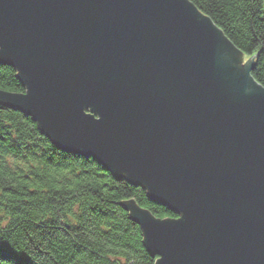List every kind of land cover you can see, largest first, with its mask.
<instances>
[{
	"label": "water",
	"instance_id": "1",
	"mask_svg": "<svg viewBox=\"0 0 264 264\" xmlns=\"http://www.w3.org/2000/svg\"><path fill=\"white\" fill-rule=\"evenodd\" d=\"M239 55L189 0H0L26 89L0 104L179 215L125 205L156 264H264V87Z\"/></svg>",
	"mask_w": 264,
	"mask_h": 264
},
{
	"label": "trees",
	"instance_id": "2",
	"mask_svg": "<svg viewBox=\"0 0 264 264\" xmlns=\"http://www.w3.org/2000/svg\"><path fill=\"white\" fill-rule=\"evenodd\" d=\"M239 50L255 57L264 87V0H189ZM17 71L0 64V91L25 93ZM160 220L169 205L96 159L58 146L25 113L0 104V264H156L125 205Z\"/></svg>",
	"mask_w": 264,
	"mask_h": 264
},
{
	"label": "rangeland",
	"instance_id": "3",
	"mask_svg": "<svg viewBox=\"0 0 264 264\" xmlns=\"http://www.w3.org/2000/svg\"><path fill=\"white\" fill-rule=\"evenodd\" d=\"M244 59H243V57L241 55H239V56L236 57V63H238L240 65H245L247 60H244Z\"/></svg>",
	"mask_w": 264,
	"mask_h": 264
},
{
	"label": "bare ground",
	"instance_id": "4",
	"mask_svg": "<svg viewBox=\"0 0 264 264\" xmlns=\"http://www.w3.org/2000/svg\"><path fill=\"white\" fill-rule=\"evenodd\" d=\"M254 84V83H253ZM255 85V84H254Z\"/></svg>",
	"mask_w": 264,
	"mask_h": 264
}]
</instances>
